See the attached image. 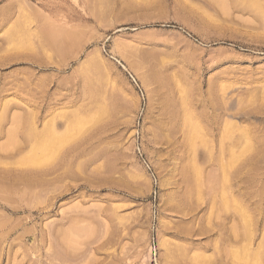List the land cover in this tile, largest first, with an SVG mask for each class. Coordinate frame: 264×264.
<instances>
[{"label":"rangeland","instance_id":"374dc122","mask_svg":"<svg viewBox=\"0 0 264 264\" xmlns=\"http://www.w3.org/2000/svg\"><path fill=\"white\" fill-rule=\"evenodd\" d=\"M152 243L264 264V0H0V264Z\"/></svg>","mask_w":264,"mask_h":264},{"label":"built area","instance_id":"2783aa9c","mask_svg":"<svg viewBox=\"0 0 264 264\" xmlns=\"http://www.w3.org/2000/svg\"><path fill=\"white\" fill-rule=\"evenodd\" d=\"M138 156L140 157V159L143 158V156L141 155V151L138 152ZM143 161H146L145 159ZM148 168H150V166L148 165ZM155 177V174L153 175ZM151 248V254H152V262L153 264H158V252H157V245L155 243H152V245L150 246Z\"/></svg>","mask_w":264,"mask_h":264},{"label":"bare ground","instance_id":"6f19581e","mask_svg":"<svg viewBox=\"0 0 264 264\" xmlns=\"http://www.w3.org/2000/svg\"><path fill=\"white\" fill-rule=\"evenodd\" d=\"M251 223V222H250ZM248 253H250V252H248ZM253 255V254H252ZM254 255L256 256V254H255V252H254Z\"/></svg>","mask_w":264,"mask_h":264}]
</instances>
